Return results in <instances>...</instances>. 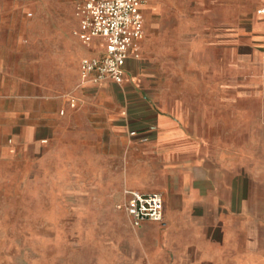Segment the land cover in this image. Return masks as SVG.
<instances>
[{
	"label": "crops",
	"instance_id": "obj_1",
	"mask_svg": "<svg viewBox=\"0 0 264 264\" xmlns=\"http://www.w3.org/2000/svg\"><path fill=\"white\" fill-rule=\"evenodd\" d=\"M76 1V42L56 44L49 28L48 42H35L32 0H0V164L45 163L54 149L74 143H90L100 163V148L121 146L115 161L119 188L161 194L164 216L138 229L129 220L109 223L115 230L108 232L107 264H260L258 235L245 233L250 223L244 215L242 146L224 149L176 111H157L141 96L118 111L112 101L100 104L95 92L113 83L80 87L81 61L100 56L104 45L97 41L89 49L75 37ZM145 30L144 42L146 22ZM235 43L241 65L236 91L204 78L205 101L223 94L264 98V16L253 17ZM84 53L77 82L69 80L65 68ZM136 61L128 62L126 74Z\"/></svg>",
	"mask_w": 264,
	"mask_h": 264
},
{
	"label": "rangeland",
	"instance_id": "obj_2",
	"mask_svg": "<svg viewBox=\"0 0 264 264\" xmlns=\"http://www.w3.org/2000/svg\"><path fill=\"white\" fill-rule=\"evenodd\" d=\"M32 1L36 43L48 42V28L51 43L76 42L74 0ZM260 6L259 0H145L147 39L136 67L122 86L95 94L117 111L141 96L157 111H176L224 149L242 146L245 233L258 235L264 264V98L223 94L205 101L202 94L204 78L236 91V35L251 28ZM85 55L65 68L69 80L77 82ZM88 144L54 149L45 163L0 164V264H107L108 232L115 230L109 223L128 220L117 209L124 192L115 161L123 149L100 148L98 163Z\"/></svg>",
	"mask_w": 264,
	"mask_h": 264
},
{
	"label": "built area",
	"instance_id": "obj_3",
	"mask_svg": "<svg viewBox=\"0 0 264 264\" xmlns=\"http://www.w3.org/2000/svg\"><path fill=\"white\" fill-rule=\"evenodd\" d=\"M145 0H77L75 14L79 27L77 40L91 49L97 41L104 45L100 56H87L80 64V87L97 86L104 82L123 85L127 64L139 60L146 38ZM257 14L264 16V0ZM29 17H32L30 14ZM71 107L76 102L71 101ZM62 114V112H61ZM117 209L123 212L133 228L145 222H161L164 201L161 194H142L126 190Z\"/></svg>",
	"mask_w": 264,
	"mask_h": 264
}]
</instances>
